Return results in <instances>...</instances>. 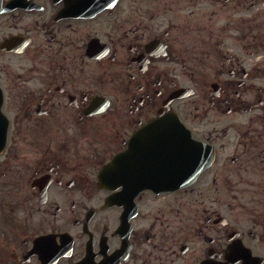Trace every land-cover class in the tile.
Here are the masks:
<instances>
[{"label": "flooded vegetation", "instance_id": "flooded-vegetation-1", "mask_svg": "<svg viewBox=\"0 0 264 264\" xmlns=\"http://www.w3.org/2000/svg\"><path fill=\"white\" fill-rule=\"evenodd\" d=\"M0 92V264H264V0H0ZM174 117L212 164L129 184Z\"/></svg>", "mask_w": 264, "mask_h": 264}, {"label": "rangeland", "instance_id": "rangeland-1", "mask_svg": "<svg viewBox=\"0 0 264 264\" xmlns=\"http://www.w3.org/2000/svg\"><path fill=\"white\" fill-rule=\"evenodd\" d=\"M193 114H198V118H195L192 114L190 115V118L195 121L196 125L199 127H203L206 130L210 129L213 130V128L217 127L218 129H221L223 126H225V121L229 120V118H224L223 122L217 123L215 120L218 116V113H212V111L208 113L204 112H197L194 108H191ZM245 115L240 116L239 115V122L242 123V121H245ZM240 127V124H239Z\"/></svg>", "mask_w": 264, "mask_h": 264}, {"label": "water", "instance_id": "water-1", "mask_svg": "<svg viewBox=\"0 0 264 264\" xmlns=\"http://www.w3.org/2000/svg\"><path fill=\"white\" fill-rule=\"evenodd\" d=\"M155 126H159V123H157ZM175 127V126H174ZM177 127V126H176ZM4 137L3 136H0V141H3ZM1 145V144H0ZM198 152V149L196 148V144L194 142L191 141V144H190V147L189 149H186V154H189V158H187L185 161V167H189V169L191 171H194L195 172V175L196 173H198L201 169V166H200V162L196 156ZM208 161V160H207ZM207 163V162H206ZM194 177V176H193ZM186 182V181H185ZM181 183H179V181H175L174 182V186H179Z\"/></svg>", "mask_w": 264, "mask_h": 264}]
</instances>
